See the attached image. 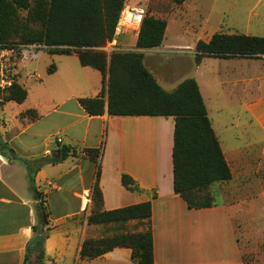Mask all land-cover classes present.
Instances as JSON below:
<instances>
[{"label":"crops","instance_id":"0c3cea01","mask_svg":"<svg viewBox=\"0 0 264 264\" xmlns=\"http://www.w3.org/2000/svg\"><path fill=\"white\" fill-rule=\"evenodd\" d=\"M252 13L251 10L245 24V35L252 34L248 30L254 25L253 36H261L258 32L263 26L262 14H256V23L251 20ZM230 25L228 28L234 31L226 34H241L237 24ZM213 35L196 36L193 45L184 47L194 51L198 41L209 42ZM176 46L171 44L168 49ZM61 57L66 58L50 73L53 77L48 80L47 101L33 103L24 81L19 84L28 92L26 100L0 106V139L5 146L0 149V264H25L33 227L39 223L38 201L26 163L37 161L41 167L34 174L33 184L43 194L49 214L44 228L43 264H134L133 251L127 247H116L94 259H81L80 251L87 240L148 229L153 236L154 264H247L245 243L237 234L232 216L233 207L219 203L191 208L175 192L174 118L110 116L107 107L103 115L90 116L79 100L98 97L103 77L99 71L83 67L75 53ZM206 59L221 58H204L201 64ZM223 60L244 65L245 72L229 78L224 85L235 86L229 91L234 96L230 95V100L239 98L238 92L245 96L249 115L264 127V71L256 68L257 64H264V56ZM194 79L206 104L203 86ZM157 81L168 92L182 82L172 86ZM28 110H35L38 117H22ZM207 110L209 115L208 106ZM63 146H70L75 153L62 159ZM221 148L231 168L229 152L222 145ZM89 149L101 151L98 163L85 152ZM53 151L59 153L56 160L52 159ZM231 172L233 179L232 168ZM125 174L140 191H131L123 185ZM97 181L103 196L100 206L93 202ZM145 202H151L152 206L148 220L89 223L93 211H113ZM37 254L34 252L31 259H37Z\"/></svg>","mask_w":264,"mask_h":264},{"label":"trees","instance_id":"16d2710c","mask_svg":"<svg viewBox=\"0 0 264 264\" xmlns=\"http://www.w3.org/2000/svg\"><path fill=\"white\" fill-rule=\"evenodd\" d=\"M0 0V42L9 41L13 34L26 28L18 13L28 11V17L39 22V31L23 34V42L42 43L52 54H77L83 67L99 71L103 87L96 98H82L81 106L90 116H162L173 117L174 131V189L191 208L211 207V200L203 201L201 193L219 182L232 180V172L225 159L219 139L208 115L200 87L194 78L182 81L175 90H164L144 63L139 52H105L93 48L112 42L116 28L125 8L126 0ZM182 5L186 0H173ZM167 30V21L146 15L137 36L139 49L159 48ZM264 56V37L245 34L216 33L209 42L198 41L194 60L200 65L204 58H259ZM55 66L49 69L53 73ZM28 92L19 83L0 92V106L9 101L23 103ZM22 117L37 118L35 110H28ZM0 149H5L0 139ZM62 159L73 152L70 146L61 149ZM94 162L99 161V149L85 150ZM29 180L38 201L36 211L39 223L33 227L34 236L27 245L25 264L37 252V260L43 264L44 228L49 214L44 196L33 184L34 174L41 167L39 161L26 163ZM99 167V165H98ZM100 174L98 169L97 175ZM123 185L131 191H140L129 175L122 176ZM93 202L100 206L103 196L98 181L93 189ZM151 202H145L113 211H93L89 223L125 222L148 220ZM116 247L133 251L134 264H154V244L150 229L127 235L100 240H87L80 251L81 259H94Z\"/></svg>","mask_w":264,"mask_h":264},{"label":"rangeland","instance_id":"374dc122","mask_svg":"<svg viewBox=\"0 0 264 264\" xmlns=\"http://www.w3.org/2000/svg\"><path fill=\"white\" fill-rule=\"evenodd\" d=\"M35 1H31L32 5ZM127 7L141 8L144 16L166 20L167 30L162 48L143 50L136 45L138 33L130 28L116 37V46L121 49L120 52L143 53L144 63L156 80L176 86L183 79L196 78L203 86L209 117L224 151L229 152L228 160L234 177L231 181L215 183L203 191L202 200L233 207L232 216L237 234L245 243L246 263L264 264V127L249 115L245 96L238 92L239 98L230 100V95L234 96L229 91L235 86L224 85L229 78L241 76L245 67L223 59H206L197 65L194 60L195 50L184 47L193 45L196 36L204 37L210 33L213 35L227 31L232 33L234 30L228 28L230 24H237L240 27L239 33L246 34L245 24L251 10L253 22L257 23L256 14H262L263 26L258 33L264 37V0H186L182 5L175 4L173 0H126L125 9ZM18 16L26 28L5 42L26 43L22 38L24 33L42 28L39 22L28 17V11L21 10ZM254 28L252 25L248 30L251 35H256ZM112 44L113 41L93 49L110 56L117 52H109ZM171 44L177 46L168 49ZM61 56L46 50L38 60L23 70H20L21 64L17 65L15 70L19 72L18 82L25 81L24 85L28 87L33 103L48 100V80L53 77L49 69L58 66L60 60L66 58ZM256 66L257 70L264 71V64ZM29 74L35 77L30 78ZM107 233H110V229ZM28 264L41 263L32 257Z\"/></svg>","mask_w":264,"mask_h":264},{"label":"built area","instance_id":"2783aa9c","mask_svg":"<svg viewBox=\"0 0 264 264\" xmlns=\"http://www.w3.org/2000/svg\"><path fill=\"white\" fill-rule=\"evenodd\" d=\"M133 9L135 8L127 7L122 11L116 28L115 38L109 52L121 51V49L116 46V37L122 32L126 33L130 28L134 29L136 33L139 32L145 17L143 15L144 12L137 14L134 22H129L127 20V12L130 11L134 13L135 11ZM46 50H49V47L42 43L26 44L0 42V91L7 90L12 87L14 83H19V72L15 70L17 65L21 64L22 66L19 65L21 68L20 70H23L24 67H27L31 62L38 60ZM28 76L30 78L35 77V75L32 74Z\"/></svg>","mask_w":264,"mask_h":264},{"label":"bare ground","instance_id":"6f19581e","mask_svg":"<svg viewBox=\"0 0 264 264\" xmlns=\"http://www.w3.org/2000/svg\"><path fill=\"white\" fill-rule=\"evenodd\" d=\"M133 10L135 11L134 13H131L130 11L127 12V20L129 22H134L136 20L137 14L144 12V10L141 8H135Z\"/></svg>","mask_w":264,"mask_h":264},{"label":"water","instance_id":"95a60500","mask_svg":"<svg viewBox=\"0 0 264 264\" xmlns=\"http://www.w3.org/2000/svg\"><path fill=\"white\" fill-rule=\"evenodd\" d=\"M57 154H59L57 151H53L52 153H51V156H52V159L53 160H56L57 159V157L58 156H56ZM4 157V156H3ZM5 159H6V157H4Z\"/></svg>","mask_w":264,"mask_h":264}]
</instances>
